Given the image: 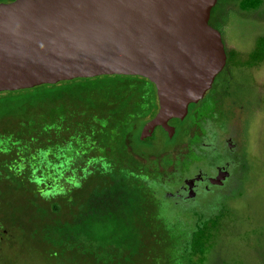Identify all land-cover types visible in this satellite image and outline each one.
I'll use <instances>...</instances> for the list:
<instances>
[{"label":"trees","instance_id":"trees-1","mask_svg":"<svg viewBox=\"0 0 264 264\" xmlns=\"http://www.w3.org/2000/svg\"><path fill=\"white\" fill-rule=\"evenodd\" d=\"M158 108L155 85L137 75L0 91V240L29 229L66 264H184L196 218L180 236L175 224L210 198L176 196L179 146L134 149L136 124Z\"/></svg>","mask_w":264,"mask_h":264},{"label":"water","instance_id":"water-1","mask_svg":"<svg viewBox=\"0 0 264 264\" xmlns=\"http://www.w3.org/2000/svg\"><path fill=\"white\" fill-rule=\"evenodd\" d=\"M217 0L0 2V91L101 75H137L159 108L140 138L183 118L226 62L210 23ZM191 181H187L190 186Z\"/></svg>","mask_w":264,"mask_h":264},{"label":"rangeland","instance_id":"rangeland-1","mask_svg":"<svg viewBox=\"0 0 264 264\" xmlns=\"http://www.w3.org/2000/svg\"><path fill=\"white\" fill-rule=\"evenodd\" d=\"M210 23L221 34L226 56L218 77L221 95L191 108L190 115L174 126L173 137L158 127L143 141L140 135L147 121H139L132 145L138 153L154 156L179 144L177 153L186 157L184 178L207 159L205 151L200 154L194 147H200L203 136L215 142L218 134L230 141L231 149L239 146L231 184L209 203L206 200L205 209L187 207L191 213L175 224V234L182 235L196 218L184 264H264V0H219ZM219 180L218 176L212 182ZM0 264L66 262L52 257L44 241L26 229L25 234L14 231L10 241L0 240Z\"/></svg>","mask_w":264,"mask_h":264},{"label":"flooded vegetation","instance_id":"flooded-vegetation-1","mask_svg":"<svg viewBox=\"0 0 264 264\" xmlns=\"http://www.w3.org/2000/svg\"><path fill=\"white\" fill-rule=\"evenodd\" d=\"M219 0H217L218 2ZM216 2V5H217ZM219 6V4H218ZM215 7V6H214ZM225 65L222 68V70L217 74V76L214 78V81L211 85V87L205 92L204 96L198 100L197 102L190 103L188 105V110L186 115L183 118H171L167 121V124L170 127H173V133L170 136L168 131L162 126L157 125L152 133L146 137H144L142 140L148 139L153 136L156 128L161 127L163 128L170 137H173L175 133V125L179 121L185 120L190 115V109L194 107H200V105H204L206 103L212 102L218 95H221L220 92L223 91L218 83V77L224 72ZM228 74L232 77H235V72L230 71ZM219 85V86H218ZM250 91V89H249ZM256 91H258L256 89ZM249 98H251L253 95L251 93H246ZM258 94V93H257ZM246 95V96H247ZM189 126L188 124L185 126V128ZM215 128V127H214ZM183 135V134H182ZM217 136V141L210 142L207 135L202 137V141L200 144V147H195V152H200V154H203L205 151V155H207L206 161H204L202 168L199 167L193 170V175L186 177L184 179L183 186L176 192V196L186 205H190L193 200L198 199L200 196H208L210 199L207 200L209 203L212 198L218 197L220 194V191L226 187L228 184H231V179L233 177V166L236 164L235 159L233 158V155H237L239 152L240 147L236 146L234 149H231V143L225 138H221L220 136ZM182 140V139H181ZM183 143V142H182ZM181 143V144H182ZM177 146L180 147L179 144ZM202 147V148H201ZM202 152V153H201ZM230 155V156H229ZM196 176V179H195ZM221 178L222 180H219L217 182H212L215 178ZM222 176V177H221ZM187 181H191L190 186H188Z\"/></svg>","mask_w":264,"mask_h":264}]
</instances>
